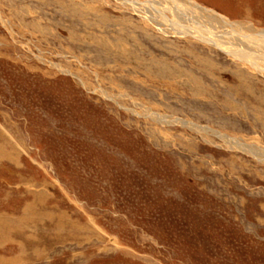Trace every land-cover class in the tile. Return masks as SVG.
<instances>
[{
	"label": "rangeland",
	"instance_id": "rangeland-1",
	"mask_svg": "<svg viewBox=\"0 0 264 264\" xmlns=\"http://www.w3.org/2000/svg\"><path fill=\"white\" fill-rule=\"evenodd\" d=\"M192 1L264 31V0ZM145 16L0 0V264H264L261 59Z\"/></svg>",
	"mask_w": 264,
	"mask_h": 264
},
{
	"label": "bare ground",
	"instance_id": "bare-ground-1",
	"mask_svg": "<svg viewBox=\"0 0 264 264\" xmlns=\"http://www.w3.org/2000/svg\"><path fill=\"white\" fill-rule=\"evenodd\" d=\"M117 1L133 7L140 14L143 13L147 19L157 23L161 28L170 29L179 35L194 36L259 69H262L259 63L264 66V31L254 30L238 22H230L223 16L200 7L192 0H146V4L139 0ZM166 12L171 13L172 20L165 17ZM196 19L203 23L201 25L207 26V31L198 27L199 20ZM259 59L261 61L257 64ZM186 125L197 131L205 130L196 124ZM219 136L253 155L261 154L254 147L241 144L238 140L227 139L220 134Z\"/></svg>",
	"mask_w": 264,
	"mask_h": 264
}]
</instances>
